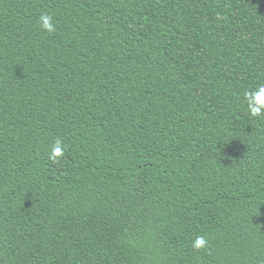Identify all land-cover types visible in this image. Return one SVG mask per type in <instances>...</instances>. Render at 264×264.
Returning <instances> with one entry per match:
<instances>
[{
    "label": "trees",
    "instance_id": "obj_1",
    "mask_svg": "<svg viewBox=\"0 0 264 264\" xmlns=\"http://www.w3.org/2000/svg\"><path fill=\"white\" fill-rule=\"evenodd\" d=\"M261 84L264 0H0V264H264Z\"/></svg>",
    "mask_w": 264,
    "mask_h": 264
},
{
    "label": "clouds",
    "instance_id": "obj_2",
    "mask_svg": "<svg viewBox=\"0 0 264 264\" xmlns=\"http://www.w3.org/2000/svg\"><path fill=\"white\" fill-rule=\"evenodd\" d=\"M40 28L48 33L56 30L53 24V18L47 13H43L39 17ZM243 100L247 107V113L250 118L264 119V84L257 86L254 89L245 90L243 93ZM219 151L221 152L226 144L219 143ZM64 154L63 141L56 138L49 149V159L54 163L58 161ZM208 240L203 235H197L191 243L194 250L207 249Z\"/></svg>",
    "mask_w": 264,
    "mask_h": 264
}]
</instances>
